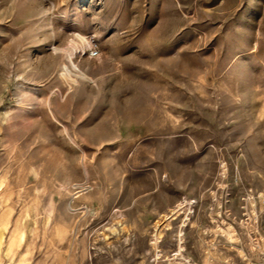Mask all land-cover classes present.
<instances>
[{
  "label": "rangeland",
  "instance_id": "obj_1",
  "mask_svg": "<svg viewBox=\"0 0 264 264\" xmlns=\"http://www.w3.org/2000/svg\"><path fill=\"white\" fill-rule=\"evenodd\" d=\"M0 264H264V0H0Z\"/></svg>",
  "mask_w": 264,
  "mask_h": 264
},
{
  "label": "bare ground",
  "instance_id": "obj_2",
  "mask_svg": "<svg viewBox=\"0 0 264 264\" xmlns=\"http://www.w3.org/2000/svg\"><path fill=\"white\" fill-rule=\"evenodd\" d=\"M66 76V75H65ZM66 79V81L67 82H76V80L75 79H73V78H70L69 76H67V78H65ZM189 205L190 204V202H188L187 200H182V201H180V202H178L176 205H175V207L174 208H172L171 209V215H173V214H175L176 212H178L179 210H181L184 206H186V205ZM165 215V214H164ZM156 236V235H155ZM157 238V237H156ZM181 245V244H180ZM179 246V245H178ZM181 250V249H180Z\"/></svg>",
  "mask_w": 264,
  "mask_h": 264
},
{
  "label": "built area",
  "instance_id": "obj_3",
  "mask_svg": "<svg viewBox=\"0 0 264 264\" xmlns=\"http://www.w3.org/2000/svg\"><path fill=\"white\" fill-rule=\"evenodd\" d=\"M89 54H90L91 56H95V55L97 54V50H96V48L91 47V48H90V52H89Z\"/></svg>",
  "mask_w": 264,
  "mask_h": 264
}]
</instances>
